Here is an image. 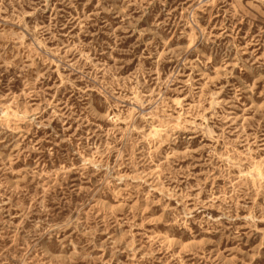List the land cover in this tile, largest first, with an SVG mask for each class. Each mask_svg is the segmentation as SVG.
Masks as SVG:
<instances>
[{
    "label": "rangeland",
    "instance_id": "rangeland-1",
    "mask_svg": "<svg viewBox=\"0 0 264 264\" xmlns=\"http://www.w3.org/2000/svg\"><path fill=\"white\" fill-rule=\"evenodd\" d=\"M0 264H264V0H0Z\"/></svg>",
    "mask_w": 264,
    "mask_h": 264
}]
</instances>
